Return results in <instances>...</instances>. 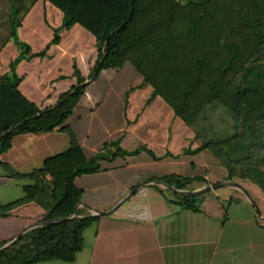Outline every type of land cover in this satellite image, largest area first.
<instances>
[{"label": "crops", "instance_id": "obj_1", "mask_svg": "<svg viewBox=\"0 0 264 264\" xmlns=\"http://www.w3.org/2000/svg\"><path fill=\"white\" fill-rule=\"evenodd\" d=\"M12 12L9 0H0V77L15 75L20 92L42 109L55 107L77 85L75 67L89 85L64 129L15 136L0 155V246L43 221L48 209L31 199L38 191L31 176L46 160L69 151L74 138L88 159L112 143L118 144L114 154L127 155L102 161L99 172L75 180L83 192L79 218L97 217L84 232L76 260L39 264H264V192L249 179H230L219 148L204 146L234 132V121L224 119H232L226 109L214 102L185 122L131 64L90 80L99 59L90 32L80 25L63 29V13L39 0L21 14L15 39ZM57 34L60 42L53 44ZM219 110L221 127L211 121ZM255 149L261 160L264 147ZM245 164L234 165L235 171ZM172 176L191 180L179 191L234 182L252 196L263 219L233 187L198 196L199 212L171 203L181 195L158 182L170 186L160 180Z\"/></svg>", "mask_w": 264, "mask_h": 264}, {"label": "trees", "instance_id": "obj_2", "mask_svg": "<svg viewBox=\"0 0 264 264\" xmlns=\"http://www.w3.org/2000/svg\"><path fill=\"white\" fill-rule=\"evenodd\" d=\"M38 1L9 0L15 39L21 14ZM43 1L63 13V29L80 25L96 38L99 59L90 80L103 70H120L131 64L153 86L154 96L169 102L185 122L204 114L214 102L226 109L234 121V132L208 140L204 146L219 148L218 157L230 179L235 175L249 179L264 192V155L258 160L255 149L264 147V0H188L186 4L178 0ZM59 42L57 34L53 44ZM18 44L30 52L26 45ZM16 64L11 66L12 72ZM14 76L0 77V155L15 136L64 129L89 85L75 67L77 85L55 107L42 109L20 92L21 80ZM117 146L107 144L88 159L73 138L69 151L46 160L32 174L38 191L31 199L48 209L42 222L75 215L83 195L75 185L76 178L99 172L102 161L127 155L121 150L114 154L112 148ZM244 160L249 164L236 172L234 165ZM160 181L178 190H187L191 183L175 176ZM176 198L170 202L199 212L201 197ZM16 205L5 207V213ZM96 219L88 216L31 230L0 254V264L72 263L83 248L85 230Z\"/></svg>", "mask_w": 264, "mask_h": 264}, {"label": "water", "instance_id": "obj_3", "mask_svg": "<svg viewBox=\"0 0 264 264\" xmlns=\"http://www.w3.org/2000/svg\"><path fill=\"white\" fill-rule=\"evenodd\" d=\"M118 31L119 30H116L115 33L118 32ZM107 46H108V44H106L105 49L107 48ZM158 184L164 186L165 188H168V189L172 190L173 192H175V193H177V194H179L181 196L189 197V198L198 197V196H200V195H202V194H204L206 192L215 191V190L220 189V188H225V187L237 188L238 190L242 191L247 196V198L249 199L251 204L256 208L260 218H262L261 211H260L258 205L256 204V202L254 201V199L252 198V196L242 186H240V185H238V184H236L234 182L224 183V184H221L219 186H206V187H204V188H202L201 190H198V191H179V190L174 189L173 187H170V186H168L166 184H163L161 182H158ZM133 193H135V192H133ZM80 205L78 206L77 211H76L75 215L72 218L55 220V221H44V222L35 224V225L31 226L30 228L26 229L24 232H22L20 235H18L14 240H12L8 244H6L2 248H0V254L5 252L6 250L11 248L12 246H14L16 243H18L28 231L34 230V229H36L38 227H41V226H49V225H53V224L69 222V221H73V220L78 219L79 218L78 209H79ZM104 214H106V213H99L98 215H104Z\"/></svg>", "mask_w": 264, "mask_h": 264}, {"label": "rangeland", "instance_id": "obj_4", "mask_svg": "<svg viewBox=\"0 0 264 264\" xmlns=\"http://www.w3.org/2000/svg\"><path fill=\"white\" fill-rule=\"evenodd\" d=\"M179 2H181V3H183V4H186L187 2H188V0H178ZM222 112V110H219V111H217V117H216V115L214 116V114H212V119H211V121H212V123H216V121H217V125H218V127H221V126H224V121L221 119V117H220V115L222 114L221 113ZM227 122L229 121H231L232 122V124H233V120L232 119H229V118H224ZM223 121V122H222ZM228 122V123H229Z\"/></svg>", "mask_w": 264, "mask_h": 264}]
</instances>
